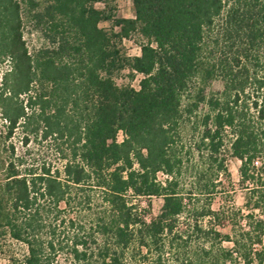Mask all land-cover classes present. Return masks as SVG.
Returning <instances> with one entry per match:
<instances>
[{"label":"trees","instance_id":"1","mask_svg":"<svg viewBox=\"0 0 264 264\" xmlns=\"http://www.w3.org/2000/svg\"><path fill=\"white\" fill-rule=\"evenodd\" d=\"M20 1L44 44L30 54L17 0H0L5 139L20 127L64 162L3 163L0 238L26 245L23 264H54L36 236L60 204L87 214L67 220L64 264H264V0H131L116 34L99 27L107 0ZM131 34L143 43L127 57L113 39ZM124 70L138 89L115 82ZM140 198L159 214L147 221Z\"/></svg>","mask_w":264,"mask_h":264},{"label":"rangeland","instance_id":"2","mask_svg":"<svg viewBox=\"0 0 264 264\" xmlns=\"http://www.w3.org/2000/svg\"><path fill=\"white\" fill-rule=\"evenodd\" d=\"M17 2L20 7L22 40L25 43L27 51L32 54L35 49L44 44V41L41 37V34L35 29L34 22L31 21V12L29 6L26 3H22L20 0H17ZM94 7L97 10H105L107 13L112 15L111 20L103 21L99 24V27L108 33L116 34L119 31L113 26V21L116 18H133V7L131 0H107L106 4L97 3L94 5ZM113 40L120 49L121 53L125 54L127 57L138 55L139 46L143 43L142 39L136 34H131L129 38L123 39L122 41H119L116 38ZM8 69V62H4L0 66V78L1 75ZM130 75L133 76L131 77ZM140 79V75L130 74L129 70H124L114 76V80L119 86L130 85L134 89L139 88L138 83ZM219 90H221V84L219 82L211 83L207 89L209 92H216ZM7 125L8 124L2 118L0 110V182L4 179L5 174L3 171V163L11 162L15 166L17 165V168H19L23 174L26 173L24 170L32 169L33 167H36L38 164L42 163H50L52 169H62L64 162L60 158L59 154L55 152L52 141L39 143V138L36 139L35 136L31 134H27L26 136L20 127L14 130L11 138L5 139ZM24 138H27L26 145L23 143ZM122 140L123 134L119 133L117 136V141L121 142ZM11 148H13V151ZM20 162L22 163L21 166ZM238 166L239 162L235 160H230L228 162L229 171L235 185L233 194L234 202L236 207H241L243 204V193L238 187ZM159 178L162 180L163 176L159 175ZM134 202L139 204L140 211L146 215L145 219L147 221L157 216L162 206V200L159 198H140L134 200ZM221 203L223 202H221L220 198L216 197L213 200L212 207L217 209ZM58 209L64 210L65 212L61 213L57 219L54 218L53 213L49 215V217L46 218L43 228L39 230L36 238L37 240L44 243L50 240L53 241L57 249V253L54 255L55 258L53 263L64 264L70 260L69 256L67 255L65 244L67 242L68 236H70L73 232L72 230L67 229V220L70 218L76 222L80 221L83 223L87 217V214L85 211L78 212L77 209L71 210L65 207L64 204H60ZM62 220H64V224L62 223ZM63 247L64 250H60V248ZM26 256L27 247L22 242L13 240L8 234L0 238V264H23Z\"/></svg>","mask_w":264,"mask_h":264}]
</instances>
